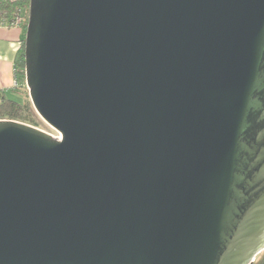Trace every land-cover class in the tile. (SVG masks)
<instances>
[{
  "label": "water",
  "instance_id": "water-1",
  "mask_svg": "<svg viewBox=\"0 0 264 264\" xmlns=\"http://www.w3.org/2000/svg\"><path fill=\"white\" fill-rule=\"evenodd\" d=\"M0 119V264H253L264 0H30Z\"/></svg>",
  "mask_w": 264,
  "mask_h": 264
},
{
  "label": "trees",
  "instance_id": "trees-1",
  "mask_svg": "<svg viewBox=\"0 0 264 264\" xmlns=\"http://www.w3.org/2000/svg\"><path fill=\"white\" fill-rule=\"evenodd\" d=\"M30 0H0V25L19 26L22 30L21 47L16 58L15 91L26 88L25 80V35L28 23ZM32 102L26 99H16L0 92V119H11L25 122L36 127L39 123ZM264 264V251L261 255ZM255 264V263H254Z\"/></svg>",
  "mask_w": 264,
  "mask_h": 264
},
{
  "label": "crops",
  "instance_id": "crops-1",
  "mask_svg": "<svg viewBox=\"0 0 264 264\" xmlns=\"http://www.w3.org/2000/svg\"><path fill=\"white\" fill-rule=\"evenodd\" d=\"M21 35L19 26L0 25V92L5 91L7 95L15 90L16 58L21 47ZM261 255L256 257L255 264L262 263L259 261Z\"/></svg>",
  "mask_w": 264,
  "mask_h": 264
},
{
  "label": "rangeland",
  "instance_id": "rangeland-1",
  "mask_svg": "<svg viewBox=\"0 0 264 264\" xmlns=\"http://www.w3.org/2000/svg\"><path fill=\"white\" fill-rule=\"evenodd\" d=\"M10 96L13 97V98H16V99H27L29 101L30 100V96H29V90L27 88V85H26V88L24 89H19L17 91L13 90L10 92ZM35 110V109H34ZM36 118H37V121L39 123V128L49 132V133H52L53 135H59V133L54 129L52 128L50 125H48L36 112ZM262 253V252H261Z\"/></svg>",
  "mask_w": 264,
  "mask_h": 264
},
{
  "label": "built area",
  "instance_id": "built-area-1",
  "mask_svg": "<svg viewBox=\"0 0 264 264\" xmlns=\"http://www.w3.org/2000/svg\"><path fill=\"white\" fill-rule=\"evenodd\" d=\"M15 86H17V82L15 83Z\"/></svg>",
  "mask_w": 264,
  "mask_h": 264
}]
</instances>
